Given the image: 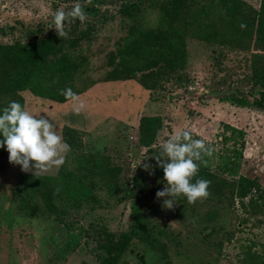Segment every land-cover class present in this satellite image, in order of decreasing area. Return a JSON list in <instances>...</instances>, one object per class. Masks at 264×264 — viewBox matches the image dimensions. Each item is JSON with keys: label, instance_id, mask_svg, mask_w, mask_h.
I'll return each mask as SVG.
<instances>
[{"label": "rangeland", "instance_id": "374dc122", "mask_svg": "<svg viewBox=\"0 0 264 264\" xmlns=\"http://www.w3.org/2000/svg\"><path fill=\"white\" fill-rule=\"evenodd\" d=\"M241 1L260 8L261 0ZM77 2L97 13L83 24L78 19L65 22L69 38L62 39L50 28L53 14ZM222 3L199 0L195 8H203L210 19L230 16ZM168 8L167 0H0V46L20 48L0 55L2 64L13 57L16 65L25 66L31 44L51 41L50 58L67 55L80 62L72 91L85 105L77 114L66 99L30 90L11 97L0 91V112L10 102H19L35 117L53 122L70 146L64 165L39 177L11 164L6 146L0 148V264H101L104 249L120 241H127L128 247L118 264H264L263 200L257 196L255 204L249 199L245 205L240 200L190 204L181 196L173 209H166L156 197L166 181L145 169L147 149L135 144L141 118L161 116L165 126L156 146L188 130L193 139L214 147L215 170L220 156L240 150V175L264 188V110L258 106L264 90L254 85V51L189 38L188 65L179 77L165 81L162 88L147 89L141 73L131 76L138 62L124 58L125 40L128 48L135 46L130 30L159 26L170 16ZM226 98H246L252 105L238 107L223 101ZM226 126L245 131V138ZM63 172L84 180L95 201L78 208L73 199L60 202L59 196H50L49 182ZM25 175L48 188L41 193L34 187V195L26 194ZM137 176L139 186L134 183ZM20 187H25L23 192ZM45 196L51 197L56 211ZM57 210H63L59 218ZM68 232L82 234L83 240L61 258L59 244Z\"/></svg>", "mask_w": 264, "mask_h": 264}, {"label": "trees", "instance_id": "16d2710c", "mask_svg": "<svg viewBox=\"0 0 264 264\" xmlns=\"http://www.w3.org/2000/svg\"><path fill=\"white\" fill-rule=\"evenodd\" d=\"M106 0H100V2ZM199 0H167L169 6V17L160 23L159 26L133 27L130 30V38L135 39V46L128 48L129 39L125 40V49L127 59L131 62H138L136 69L131 71V76L137 78L141 73V83L147 89L162 88V84L172 77H179L180 71H183L188 65L187 40L189 38L197 39L211 44L226 45L238 47L247 52H253V81L256 87L264 90V0H261L260 8L253 9L248 3L241 0H221L226 5L227 10L232 12L230 16L210 19L204 15L203 8L198 7ZM87 16H95L96 8L86 7ZM166 12V11H165ZM245 25L241 28V25ZM51 41H37L29 46L32 50L29 63L25 66L16 65V58L4 62L0 57V91L14 97L17 92L30 90L33 94L45 98H54L64 101L65 97L61 95V90L73 88L75 75L77 74L80 62L67 55L54 56L48 55V46ZM39 47L41 50H39ZM38 48V50H37ZM20 50L17 46H0V55H6L11 51ZM14 59V60H13ZM20 66V69L18 68ZM258 106L264 110V92L260 94ZM232 105L247 108L252 104L246 98L223 99ZM3 113V110L0 114ZM164 119L161 116H144L141 118L137 133L134 136L135 144L147 149L148 169L154 177L164 180L163 169L157 165L155 156L161 152V147L156 146L160 132L164 128ZM233 134L240 139H244L246 132L238 128L226 126ZM2 136V135H1ZM4 139V137L2 136ZM227 140V139H226ZM245 142H242V147ZM216 156L214 152L211 157H205L206 164L200 163L198 175L195 179H206L211 182L209 191L211 195L205 199L207 203L222 204L230 202L235 204L240 200L245 205V200L249 199V204H255L257 196L264 201V188L253 179L240 175V159L242 152L234 150L232 156H220L218 169L213 168V159ZM199 163V162H198ZM28 195H34V187L38 192L48 188L40 186V182L30 176H23ZM137 176L134 180L136 186L140 185ZM165 181V180H164ZM49 187L51 195L59 196V200H74L75 206L81 208L86 203L95 201L94 191L74 173H62L58 178L52 177ZM27 185V186H26ZM25 187H20L23 192ZM25 195V199L28 197ZM50 196H45L49 207L56 211V206L51 202ZM24 202V201H23ZM25 203V202H24ZM32 210V209H31ZM57 210L58 218L61 217ZM31 213H33L31 211ZM30 213V214H31ZM83 236L80 233L68 232L63 237L62 246L59 244L58 253L64 258L72 253L81 245ZM52 241L57 243L56 237ZM104 249L106 254H100L101 264H118L121 256L128 247L127 241L120 243H109Z\"/></svg>", "mask_w": 264, "mask_h": 264}, {"label": "clouds", "instance_id": "9594fccd", "mask_svg": "<svg viewBox=\"0 0 264 264\" xmlns=\"http://www.w3.org/2000/svg\"><path fill=\"white\" fill-rule=\"evenodd\" d=\"M86 3L91 4V0H86ZM52 19L50 28L54 27L60 38L67 39L69 34L65 30V22L78 19L83 24L87 15L81 3L77 2L68 11L64 7L58 8ZM244 27L242 24L241 28ZM60 94L73 102L77 114L84 109L80 96L71 88L61 90ZM0 135L4 137L0 140V148L6 146L9 162L20 165L23 172H31L35 177L64 165V154L70 150L53 122L35 117L16 101L10 102L0 114ZM214 151V147L203 139H193L188 130L172 135L161 145V152L155 159L163 169L166 185L163 190L157 191L156 197L163 200L164 208L173 209L177 205L176 199L181 196L186 197L188 203L195 204L211 195L210 181L193 180L198 175L200 163L206 164L204 158L211 157ZM144 167L148 170L151 166L145 164Z\"/></svg>", "mask_w": 264, "mask_h": 264}]
</instances>
